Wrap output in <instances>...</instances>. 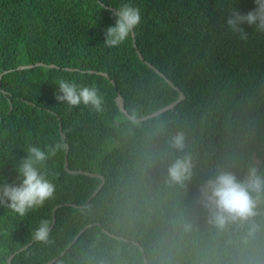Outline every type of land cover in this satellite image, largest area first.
Instances as JSON below:
<instances>
[{
	"label": "trees",
	"instance_id": "16d2710c",
	"mask_svg": "<svg viewBox=\"0 0 264 264\" xmlns=\"http://www.w3.org/2000/svg\"><path fill=\"white\" fill-rule=\"evenodd\" d=\"M102 2L98 11L97 0H0V157L26 141L64 144L47 163L52 198L23 217L0 206V264H264V197L254 217L223 229L198 202L218 166L240 176L250 164L264 171V32L245 25L242 39L226 25L233 6L246 12L254 0H134L142 23L114 48L101 42L120 0ZM57 78L94 83L102 109L57 101ZM180 91L174 108L143 121L117 102L122 95L139 118ZM178 130L194 163L187 188L167 180L180 154L168 140ZM68 145L70 169L104 175L95 195L102 178L68 172ZM0 171L15 178L11 159ZM41 219L50 221L48 242L36 240L10 263Z\"/></svg>",
	"mask_w": 264,
	"mask_h": 264
},
{
	"label": "clouds",
	"instance_id": "9594fccd",
	"mask_svg": "<svg viewBox=\"0 0 264 264\" xmlns=\"http://www.w3.org/2000/svg\"><path fill=\"white\" fill-rule=\"evenodd\" d=\"M112 4V0H107ZM98 11L104 8L102 0H97ZM110 15L114 23L104 29V40L101 42L107 48H114L132 38L133 30L142 23V12L134 0H120L114 3ZM255 7L246 12L233 6L227 16L226 25L238 32L242 39L248 33L245 25L252 26L255 31L264 32V0H254ZM97 22V20H96ZM96 22L93 24L95 25ZM57 85L55 98L67 104L69 108L85 105L100 111L103 97L99 88L93 83L77 82L75 79H53ZM168 143L179 155L168 163L167 180L169 183L188 187V182L194 175V163L191 154L185 152L186 137L183 131H177L169 137ZM22 147L25 155L15 158L13 147ZM64 147L62 140L51 143L26 141L23 144H12L5 149L0 157V168L9 159L15 170V178L8 181L0 171V206L20 217L32 209L43 206L45 201L55 193V184L49 178L47 163ZM264 197V171L256 164H250L242 176L229 167H217L215 172L199 186V204L208 212V223L219 229L229 223L248 221L256 215L258 201ZM185 227H190L185 224ZM50 236V221L41 219L33 231V238L48 242Z\"/></svg>",
	"mask_w": 264,
	"mask_h": 264
},
{
	"label": "water",
	"instance_id": "95a60500",
	"mask_svg": "<svg viewBox=\"0 0 264 264\" xmlns=\"http://www.w3.org/2000/svg\"><path fill=\"white\" fill-rule=\"evenodd\" d=\"M133 35H135L134 30H133ZM135 45L137 46L136 43H135ZM140 56H141V58H144L143 55H142L141 53H140ZM147 63H148V62H147ZM39 64H42V65H43L44 63H38V64H36V65H39ZM148 64H149L151 67L155 68V70H156L157 72H159L164 78H166L167 81H168L170 84H172L173 86H175L174 83L172 82V80H170V79H169V78H168L163 72H161V71H160L155 65H153V64H151V63H148ZM44 65H46V64H44ZM51 66H56V65H55V64H52ZM32 67H34V65L29 64V65H22V66H19L18 69L32 68ZM90 72H92V73L96 72V73H99V74H104V75H106V76H109V74L106 73V72L93 71V70L90 71ZM2 76H3V74L0 75V84H1V78H2ZM175 87H176V86H175ZM176 88H177V87H176ZM4 91L7 92L6 90H4ZM184 97H185L184 92L180 91V96H179V98H178L177 100H175L174 102L170 103V104L167 105L166 107H164V108H162V109H160V110H158V111H156V112H154V113H151V114H149V115H147V116L139 117V118H138V117H134L133 115H131V114L127 111L126 106H125V101H124V98H123L122 95H119V96L117 97V102H118V105H119L120 109L122 110V112H124V113L128 116V118H130L131 120L143 121V120H146V119H148V118H150V117H153V116L159 115L160 113H162V112H164V111H166V110H168V109L174 108V106H175L176 104H178L181 100H183ZM61 130H62V129H61ZM62 135H63L64 138L66 137V135H65V133H64L63 131H62ZM68 155H69V145L67 146V155H66V169H67L68 172H71V173H86V174H89V175H92V176H99V177L102 178V183L100 184L99 188H98V189L96 190V192L94 193V195H95V194L99 191V189L102 187V185L105 183V177H104V175L96 174V173H93V172H90V171L72 170V169H70V168H69ZM57 208H58V206L55 208V212H56ZM54 214H55V213H54ZM55 222H56V215L54 216V225H55ZM91 226H92V224H88L87 226H85V227H84V228H83V229H82V230L76 235V237L74 238L72 244H73V243H74V242L80 237V235H81L86 229H88V228L91 227ZM52 227H53V225H52ZM52 227H51V228H52ZM35 241H36V239L32 240L30 243L26 244V245L23 246L20 250H18L17 252H15V253L10 257V259H9L10 263H12V259H13V257L15 256V254H17L18 252H21V251L27 249V248H28L30 245H32ZM141 249H142V251L144 252V248L141 247ZM64 252H65V251H64ZM64 252L62 253V255L64 254ZM55 260H56V259L50 261V262L47 263V264H52ZM145 264H148L147 259L145 260Z\"/></svg>",
	"mask_w": 264,
	"mask_h": 264
}]
</instances>
